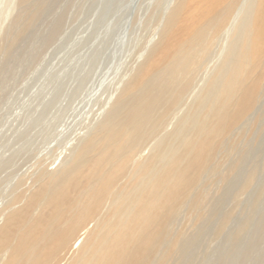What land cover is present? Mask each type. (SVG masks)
Here are the masks:
<instances>
[{
	"label": "bare ground",
	"instance_id": "obj_1",
	"mask_svg": "<svg viewBox=\"0 0 264 264\" xmlns=\"http://www.w3.org/2000/svg\"><path fill=\"white\" fill-rule=\"evenodd\" d=\"M96 1L105 20L113 0H70L48 43L77 32L71 21L92 29ZM160 11L60 168L41 169L0 200V264H164L169 227L263 120L264 0H165ZM34 20H18V38ZM12 162L0 160V170ZM253 183L250 175L243 191ZM250 254L243 264L264 259L260 248Z\"/></svg>",
	"mask_w": 264,
	"mask_h": 264
},
{
	"label": "rangeland",
	"instance_id": "obj_2",
	"mask_svg": "<svg viewBox=\"0 0 264 264\" xmlns=\"http://www.w3.org/2000/svg\"><path fill=\"white\" fill-rule=\"evenodd\" d=\"M68 1L34 0L24 9L19 0H0V160H13L0 170V200L41 169L60 168L73 141L112 94L138 45L156 28L154 18L165 5V0H113L103 20L106 11L96 1L92 29L72 17L68 25L78 28L76 36L62 33L57 43H48L50 26L57 25L62 10L71 8ZM33 14L35 20L18 38L22 28L16 23ZM262 116L261 123L247 127L234 151L221 159L219 171L207 178L202 199L186 205L169 227L168 247L159 252L164 264H243L250 251L251 256L260 248L264 254ZM250 175L254 183L245 192ZM245 224L243 238L235 242ZM255 257L250 264H264L260 255Z\"/></svg>",
	"mask_w": 264,
	"mask_h": 264
}]
</instances>
